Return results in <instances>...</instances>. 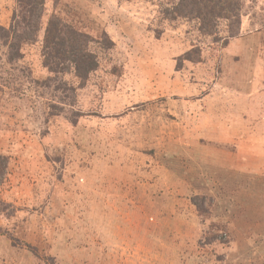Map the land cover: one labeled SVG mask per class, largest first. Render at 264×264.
<instances>
[{
	"label": "rangeland",
	"instance_id": "1",
	"mask_svg": "<svg viewBox=\"0 0 264 264\" xmlns=\"http://www.w3.org/2000/svg\"><path fill=\"white\" fill-rule=\"evenodd\" d=\"M180 1L45 0L0 39V264H264V0L230 38ZM55 10L114 44L83 84L44 83Z\"/></svg>",
	"mask_w": 264,
	"mask_h": 264
},
{
	"label": "trees",
	"instance_id": "2",
	"mask_svg": "<svg viewBox=\"0 0 264 264\" xmlns=\"http://www.w3.org/2000/svg\"><path fill=\"white\" fill-rule=\"evenodd\" d=\"M54 1L61 3L62 0ZM18 2L21 6L18 10L19 16L16 15L14 19L17 26L7 28L0 25V39H4L5 44L9 46L10 59L22 57L21 42L28 38V34L25 33L30 30L33 37L40 30L39 12L40 8H45V0H18ZM242 9L241 0H181L175 13L171 12L169 16L175 18L178 14L199 19L210 34L212 32L209 29L214 27L216 20L229 21L231 34H228L227 38H230L239 32ZM77 24L78 17L74 10H70L68 16H64L59 10L49 18L41 56L42 64L48 71L44 83L57 82L60 88L61 85L68 88L70 83L65 82L64 76L72 73L81 84L85 83L99 68V59L91 43L105 44L108 41L114 45L105 31L96 35L94 32L79 28ZM235 25H238V30H234L237 28L234 27ZM21 31L23 33L19 36L18 33Z\"/></svg>",
	"mask_w": 264,
	"mask_h": 264
}]
</instances>
